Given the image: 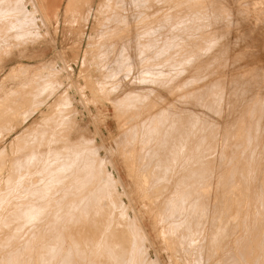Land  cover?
I'll use <instances>...</instances> for the list:
<instances>
[{
	"label": "rangeland",
	"instance_id": "374dc122",
	"mask_svg": "<svg viewBox=\"0 0 264 264\" xmlns=\"http://www.w3.org/2000/svg\"><path fill=\"white\" fill-rule=\"evenodd\" d=\"M39 1L0 0V264H264V0Z\"/></svg>",
	"mask_w": 264,
	"mask_h": 264
},
{
	"label": "bare ground",
	"instance_id": "6f19581e",
	"mask_svg": "<svg viewBox=\"0 0 264 264\" xmlns=\"http://www.w3.org/2000/svg\"><path fill=\"white\" fill-rule=\"evenodd\" d=\"M39 1V0H38ZM113 1H115V4H117V5H121V3L124 1V0H99V8L98 9H95L96 7V5L94 6V0H92L91 1V3L89 4V5H87L86 6V2H90V1H86V0H68L67 2H66V6H65V14L68 16V15H71V13L73 14V18H74V20L73 21H75L76 20V22H78V20L80 19V18H83L84 17V15L86 14L87 15V20L81 25L82 26V28L85 30V29H87L89 26H90V24H91V15H94V14H98L99 12H101L102 10H105V9H111V8H114L115 9V6L114 5H112L111 4V2L112 3H114ZM40 2V1H39ZM44 2L46 3V4H55L56 5V3H57V0H44ZM96 4H98V1L96 2ZM18 5V4H17ZM83 5H85V6H83ZM14 6V5H13ZM39 6H40V8L42 9V5H41V3H39ZM60 6H61V4H60ZM7 9V8H6ZM15 9V8H14ZM13 9V10H14ZM72 9V10H71ZM114 9H112V11L114 10ZM26 11V10H25ZM24 11V15L23 16H25V15H27L26 13L27 12H25ZM5 12H7V11H5ZM113 12H115V10L113 11ZM2 13H4V12H2ZM65 15V16H66ZM22 16V17H23ZM20 17V16H19ZM114 19H115V22L117 21V20H121L120 19V17L119 16H117V15H114ZM71 19V18H70ZM85 19V18H84ZM113 19V18H112ZM19 20V19H18ZM24 20H26V18H24ZM23 20V21H24ZM65 20V19H64ZM69 20V19H68ZM72 20V19H71ZM192 20V19H191ZM22 22V21H21ZM72 22V21H71ZM182 22V21H181ZM189 22V21H188ZM117 23V22H116ZM79 24V23H78ZM19 25H21V23L19 24ZM13 26H14V24H13ZM16 26H18V24L16 23V25H15V27ZM80 26V27H81ZM98 26V25H97ZM103 26V25H102ZM15 27H13L12 28V30L13 29H15ZM98 27H100V26H98ZM16 28H18V27H16ZM96 28V27H95ZM18 29H21V28H18ZM99 29V28H98ZM89 30V29H88ZM14 31V30H13ZM19 32H20V30H18ZM15 32V31H14ZM89 32V31H88ZM87 32V33H88ZM89 34V33H88ZM86 36V35H85ZM81 41V40H80ZM82 42V41H81ZM4 43V42H3ZM159 71V70H158ZM160 73V72H159ZM238 84H240V83H238ZM202 89V88H201ZM204 89V88H203ZM203 91V90H202ZM199 92V91H198ZM196 94V93H195ZM204 94H205V92H204ZM196 95H199V94H196ZM206 95V94H205ZM195 97V96H194ZM200 97V96H199ZM198 98V97H197ZM209 98V97H208ZM213 98H215V96H213ZM195 99V98H194ZM202 99V98H201ZM219 99V98H218ZM215 100V99H214ZM212 102H213V100H211ZM217 101V100H216ZM197 102V101H196ZM212 102H210V103H212ZM200 103V102H199ZM195 104V103H194ZM200 105V104H199ZM191 106V105H190ZM193 106V105H192ZM184 107V106H183ZM198 108V107H197ZM210 108H211V106H210ZM201 109H202V107H201ZM215 109V108H214ZM196 110V109H195ZM213 110V109H212ZM202 111V110H201ZM205 111V110H204ZM211 111V110H210ZM198 112V111H197ZM203 112V111H202ZM208 112V111H207ZM201 114V113H200ZM188 115V114H187ZM191 115H192V112H191ZM202 115V114H201ZM214 115V114H213ZM215 117H217V116H215ZM192 118V117H191ZM201 118V117H200ZM207 119V118H206ZM194 120V119H193ZM200 121V120H199ZM209 125V124H208ZM189 127V126H188ZM194 127V126H193ZM212 127V126H211ZM210 127V128H211ZM191 128V127H190ZM204 128V127H203ZM184 129V128H183ZM227 130H229L228 128H227ZM259 130V129H258ZM210 131V130H209ZM214 131V130H213ZM246 132V131H245ZM249 132V131H248ZM167 135V134H166ZM181 135V134H180ZM190 135V134H189ZM210 135V134H209ZM214 135V134H213ZM244 135V134H243ZM248 136V135H247ZM168 137V136H167ZM214 138V137H213ZM230 138H232V137H230ZM229 139V138H228ZM251 139V138H250ZM247 140H249V139H247ZM168 141V140H167ZM167 141H165V142H167ZM181 141V140H180ZM214 141V140H213ZM179 142V141H178ZM177 142V143H178ZM243 142V141H242ZM259 142V141H258ZM258 142H257V144H258ZM215 143V142H214ZM240 143V142H239ZM166 144V143H165ZM174 144V143H173ZM175 145H177V144H175ZM174 145V146H175ZM235 145V144H234ZM233 145V146H234ZM239 145V144H238ZM171 146V145H170ZM173 146V147H174ZM209 146H210V143H209ZM212 147V146H211ZM257 147V146H256ZM178 148V147H177ZM214 148H215V146H214ZM169 149H170V147H169ZM174 149V148H173ZM175 149H176V147H175ZM179 149V148H178ZM177 150V149H176ZM213 150H215V149H213ZM175 151V150H174ZM210 151V150H209ZM171 152V151H170ZM173 152V151H172ZM180 152V151H179ZM206 152V151H205ZM154 154V153H153ZM157 154V153H156ZM210 154V152L208 153V155ZM160 155V154H159ZM174 156H175V153L173 154ZM177 155V154H176ZM207 155V156H208ZM176 157V156H175ZM258 157V156H257ZM60 159V158H59ZM58 159V160H59ZM157 159H158V157H157ZM25 161H26V159H24ZM27 160H28V158H27ZM32 160V159H31ZM61 160V159H60ZM59 160V161H60ZM174 160V159H173ZM224 160V159H223ZM30 161V160H29ZM171 161V160H170ZM229 161V160H228ZM228 161H226V162H228ZM23 162V161H22ZM201 162H203V161H201ZM201 162L199 163V164H201ZM25 163V162H24ZM31 163V162H30ZM158 163V162H157ZM197 163V162H196ZM253 163V162H252ZM26 164H28V163H26ZM169 164V163H168ZM168 164L167 165H165V166H163V165H161V162H160V165L158 166V168H156V170L157 169H162L163 171L165 170V169H163V168H165V167H167L168 168ZM224 164V163H223ZM18 165V164H17ZM29 165V164H28ZM234 165H235V163H234ZM240 165V164H239ZM61 166H64V165H61ZM238 166V165H237ZM169 167H170V165H169ZM249 167V166H248ZM20 168H21V163H20ZM29 168V167H28ZM66 168V167H65ZM65 168H64V170H65ZM206 168V167H205ZM243 168V167H242ZM245 168V167H244ZM18 170H19V167L17 168ZM48 169V168H47ZM49 169H51V168H49ZM169 169V168H168ZM171 169V168H170ZM241 169V168H240ZM32 170V169H31ZM53 170V169H52ZM63 170V169H62ZM63 170V171H64ZM67 170H68V168H67ZM155 170V171H156ZM193 170V169H192ZM203 170V169H202ZM207 170V169H206ZM237 170V169H236ZM246 170V169H245ZM244 170V171H245ZM166 172H167V169L165 170ZM164 171V174H166L167 175V173ZM231 171V170H230ZM241 171H242V169H241ZM240 171V172H241ZM28 172V171H27ZM159 172V171H158ZM158 172H156V173H158ZM161 172V171H160ZM193 172H195V170L193 171ZM208 172H209V170H208ZM231 172H233V171H231ZM236 172V171H235ZM264 172V171H263ZM21 173H23V172H21ZM44 173H42V175H43ZM49 174V173H48ZM52 174V173H51ZM54 174V173H53ZM161 174V173H160ZM163 174V173H162ZM161 174V175H162ZM245 174V173H244ZM165 175V176H166ZM238 175V174H237ZM242 175V174H241ZM21 176V175H20ZM46 176H48V175H45V177ZM50 176V178L49 179H51V176H53V175H49ZM186 176V175H185ZM192 176V175H191ZM195 176V175H194ZM201 176V175H200ZM233 176V175H232ZM249 176V175H248ZM198 177V176H197ZM229 177V176H228ZM42 178V177H41ZM91 178V177H90ZM93 178V177H92ZM194 178V177H193ZM192 178V179H193ZM262 178V177H261ZM43 179V178H42ZM47 179V178H46ZM45 179V181L48 183V181ZM48 179V180H49ZM264 179V178H263ZM91 180V179H90ZM238 180H239V178H238ZM45 181H43V182H45ZM243 181V180H242ZM30 182V181H29ZM61 182V181H60ZM42 183V182H41ZM64 183V182H63ZM184 183V182H183ZM193 183V182H192ZM195 183H196V181L194 182V185H195ZM199 183V182H198ZM243 183V182H242ZM262 183V182H261ZM61 184V183H60ZM59 184V185H60ZM182 184V183H181ZM185 184V183H184ZM226 184V183H225ZM227 184H228V182H227ZM230 184V183H229ZM202 185H203V183H202ZM243 185H244V183H243ZM28 186V185H27ZM30 186V185H29ZM192 186V185H191ZM242 186V185H241ZM25 187V186H24ZM32 187V186H31ZM69 187V186H68ZM197 190V189H196ZM264 190V189H263ZM42 191V190H41ZM45 191V190H44ZM44 191H42L43 192V194H44ZM96 191V190H95ZM194 191V190H193ZM36 192V191H35ZM46 192V191H45ZM39 193V192H38ZM38 193H36V194H38ZM41 193V192H40ZM35 194V195H36ZM41 195V194H40ZM38 196H39V194H38ZM37 196V197H38ZM46 195H44L43 197H45ZM32 197H33V195H32ZM36 197V198H37ZM35 198V197H34ZM33 198V199H34ZM38 198H41V197H38ZM264 198V197H263ZM262 198V199H263ZM83 199V198H82ZM85 199L86 198H84V200H82L83 201V203H85ZM182 199H183V197H182ZM186 199V198H185ZM261 199V201H263ZM181 200V199H180ZM184 200V199H183ZM77 201H79V200H77ZM82 201H80V203L82 202ZM260 201V200H259ZM183 202V201H182ZM185 202V201H184ZM76 203H78V202H76ZM87 203V202H86ZM179 203H181V201L179 202ZM94 204V203H93ZM259 204V203H258ZM78 205V204H77ZM83 205V204H82ZM82 205H79L80 207H82ZM87 205L88 204H86V207H87ZM176 205V204H175ZM178 205V204H177ZM180 206L179 207H182L181 206V204H179ZM182 205H183V203H182ZM256 205V204H255ZM36 206V205H35ZM78 206V207H79ZM91 206V205H90ZM94 206V205H93ZM263 206V205H262ZM261 205H260V207H262ZM85 207V208H86ZM171 207V206H170ZM169 207V208H170ZM177 207V206H176ZM176 207L174 206V208H171V209H168V210H170L169 212H170V214L172 215L173 213H171V212H175V214H176ZM195 207V206H194ZM259 207V208H260ZM83 208H84V206H83ZM84 208V209H85ZM178 208V207H177ZM184 208V207H183ZM191 208V207H190ZM35 209V208H34ZM173 209V210H172ZM179 209V208H178ZM177 209V210H178ZM193 209V208H192ZM25 210V209H24ZM29 210V209H28ZM31 210V209H30ZM26 212V211H25ZM30 212V211H29ZM39 212V211H38ZM178 213H179V211H177ZM183 212V211H182ZM257 212H261V209L259 210V211H257ZM17 213H19V212H17ZM17 213L15 214V215H17ZM180 213H181V210H180ZM179 213V214H180ZM264 213V212H263ZM262 213V214H263ZM31 214V213H30ZM37 214V213H36ZM39 214V213H38ZM37 214V215H38ZM182 214V213H181ZM260 214V213H259ZM258 214V215H259ZM21 215V214H20ZM19 215V216H20ZM35 215V214H34ZM174 215V214H173ZM172 215V216H173ZM261 215V214H260ZM22 216V215H21ZM25 217H26V214L24 215ZM33 216V214L31 215V217ZM8 217V216H7ZM34 217V216H33ZM263 217V216H262ZM35 218V217H34ZM6 219V218H5ZM18 219H19V217H18ZM32 220V219H31ZM30 220V221H31ZM183 220V219H182ZM245 220V219H244ZM256 220H257V218H256ZM264 220V219H263ZM11 221V220H10ZM9 221V222H10ZM13 222V221H12ZM185 222V221H184ZM183 222V223H184ZM243 222V221H242ZM253 222V221H252ZM256 222V221H255ZM184 224H186V222L184 223ZM244 224V223H243ZM254 224V223H253ZM252 224V225H253ZM188 225V224H187ZM242 225V224H241ZM251 225V226H252ZM258 225V224H257ZM184 226V225H183ZM190 226V225H189ZM254 226V225H253ZM256 228H257V226H256ZM4 229V228H3ZM242 229V228H241ZM252 229H254V227L252 228ZM264 229V228H263ZM256 230V229H255ZM198 231V230H197ZM201 231V230H200ZM249 231V230H248ZM258 231V230H257ZM192 232V231H191ZM196 231H194V233H195ZM253 232V231H252ZM263 232V231H262ZM261 233V232H260ZM264 233V232H263ZM252 234H254V233H252ZM259 235H261V234H259ZM57 236V235H56ZM253 236V235H252ZM255 236V235H254ZM253 236V237H254ZM58 237H59V235H58ZM261 237V236H260ZM57 238V237H56ZM259 238V236L257 237V239ZM5 239V238H4ZM256 239V240H257ZM57 240V239H56ZM4 241V240H3ZM252 241V240H251ZM32 242V241H31ZM254 242H255V240H254ZM258 242V241H257ZM260 242V241H259ZM263 242V241H262ZM245 243V242H244ZM248 243H249V241H248ZM31 244V243H30ZM4 245H5V243H4ZM26 245V244H25ZM257 245V244H256ZM261 245V244H260ZM47 246H49V245H47ZM53 246V245H52ZM56 246V245H55ZM3 247V246H2ZM32 246H30V248H31ZM50 247V246H49ZM72 247V246H71ZM69 248V249H71L72 250V248ZM108 247L109 246H107V250H108ZM112 247V246H111ZM257 247V246H256ZM28 248V247H27ZM27 248H26V250H27ZM58 248V247H57ZM113 248V247H112ZM258 248H259V246H258ZM33 249V248H32ZM73 249H75V248H73ZM245 249V248H244ZM243 249V250H244ZM106 250V251H107ZM115 250V249H114ZM121 250V249H120ZM20 251H21V253H22V250L20 249ZM44 251V250H43ZM109 251V250H108ZM11 252V251H10ZM46 251H44V253H45ZM48 252V251H47ZM53 252H55V251H53ZM70 252V251H69ZM73 252H75V250H73ZM72 252V253H73ZM249 252V251H248ZM260 251H257V253H259ZM75 253H77V252H75ZM109 253V252H108ZM107 253V254H108ZM115 254L113 255V253H112V255L114 256L113 258H115V256H117L118 255V253H120V252H114ZM18 254V253H17ZM54 254V253H53ZM67 254L68 253H66L65 255H66V257H71L72 256V254H71V256H67ZM78 254V253H77ZM120 254H122V253H120ZM10 255V254H9ZM15 255V254H14ZM30 255V254H29ZM44 255V254H43ZM55 255H57V251H56V253H55ZM75 256H76V254H75ZM119 256V255H118ZM118 256H117V258H118ZM17 257V256H16ZM22 257V256H21ZM30 257H31V255H30ZM29 257V258H30ZM78 257H80L79 255H78ZM18 258V257H17ZM42 258V257H41ZM72 258V257H71ZM81 258H82V256H81ZM112 258V259H113ZM119 258H121V257H119ZM124 258V257H123ZM242 258H243V256H242ZM43 259H44V256H43ZM43 259H41V260H43ZM65 259H67V258H65ZM78 259V258H77ZM80 259V258H79ZM246 259V258H245ZM11 260V259H10ZM38 260V259H37ZM68 260H70L69 261V264L70 263H72L71 262V259H68ZM121 260V259H120ZM241 260H244V259H241ZM258 260V259H257ZM28 261V260H27ZM45 261V260H44ZM46 261H48V260H46ZM45 261V262H46ZM50 261H52V260H50ZM77 261H80V260H77ZM113 261H114V259H113ZM123 261V260H122ZM14 262V261H13ZM12 262V263H13ZM24 262H25V260H24ZM65 262H66V260H65ZM65 262H64V264H65ZM116 262H118V261H116ZM120 262V261H119ZM42 263H43V261H42ZM49 263V262H48ZM52 263V262H51ZM9 264V263H8ZM24 264V263H23ZM41 264V263H40ZM66 264H68V263H66ZM73 264V263H72ZM75 264V263H74ZM77 264V263H76ZM118 264V263H117Z\"/></svg>",
	"mask_w": 264,
	"mask_h": 264
}]
</instances>
